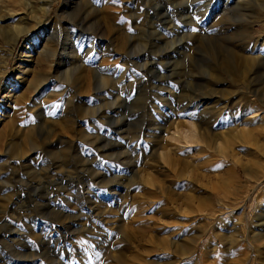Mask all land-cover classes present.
Listing matches in <instances>:
<instances>
[{
  "label": "rangeland",
  "instance_id": "obj_1",
  "mask_svg": "<svg viewBox=\"0 0 264 264\" xmlns=\"http://www.w3.org/2000/svg\"><path fill=\"white\" fill-rule=\"evenodd\" d=\"M44 1L0 0V264H264V0Z\"/></svg>",
  "mask_w": 264,
  "mask_h": 264
},
{
  "label": "bare ground",
  "instance_id": "obj_2",
  "mask_svg": "<svg viewBox=\"0 0 264 264\" xmlns=\"http://www.w3.org/2000/svg\"><path fill=\"white\" fill-rule=\"evenodd\" d=\"M50 0H46V1H44L43 3H42V5H41V7H40V10H41V14H45L47 11H48V9H49V7H50V2H49ZM65 2L64 3H68V1L67 0H64ZM79 2H81V3H83V2H85V1H92V0H78ZM227 1V0H226ZM225 1V2H226ZM75 3H77V2H75ZM65 5H67V4H65ZM26 6V5H25ZM105 9V11L107 12V10H106V8H104ZM92 10H94L96 13H95V15L98 13V11H97V9L96 8H93L92 7ZM104 11V10H103ZM13 12V11H12ZM18 12V11H17ZM14 15V14H13ZM1 17V16H0ZM3 19V18H2ZM85 19V18H84ZM39 20V19H38ZM41 20V19H40ZM69 20V19H68ZM63 21V20H62ZM106 23V22H105ZM23 24V23H22ZM39 24H41V22H39ZM104 26V25H103ZM108 26V25H107ZM106 26V28L108 29V28H110L109 26L107 27ZM68 27V26H67ZM62 28V27H61ZM63 29H65V27L63 28ZM67 29V28H66ZM25 30H27V27L25 26V27H23V26H13V27H8L7 28V34H8V36H9V38H10V40H15V39H17V37H19V35L22 33V32H24ZM69 31V30H68ZM69 34V33H68ZM67 34V35H68ZM86 37H87V35H86ZM85 37V38H86ZM93 39V38H92ZM90 42H92L91 40H90ZM65 43V42H64ZM81 43V42H80ZM93 43V42H92ZM91 47L90 46H88V48L87 49H90ZM92 50V49H91ZM48 52V51H47ZM53 52V51H52ZM53 54V53H52ZM51 55V54H50ZM52 56V55H51ZM54 57V56H53ZM222 58H224V57H222ZM234 61V60H233ZM249 61V60H248ZM224 62V61H223ZM228 62V61H227ZM229 66V65H228ZM239 66V65H238ZM234 67V66H233ZM219 68L220 69H222V70H225L224 69V66L222 65V64H220L219 65ZM228 69H229V67H228ZM231 70V69H230ZM230 70H228V71H230ZM236 70V69H235ZM67 72V71H66ZM235 72V71H234ZM231 73V72H230ZM232 73H233V71H232ZM88 75V74H87ZM88 78V77H87ZM183 132V138L185 139V141H188L190 138H192L193 136H194V130L192 131V129H190V131L188 130H184V131H182ZM182 134V133H181Z\"/></svg>",
  "mask_w": 264,
  "mask_h": 264
}]
</instances>
